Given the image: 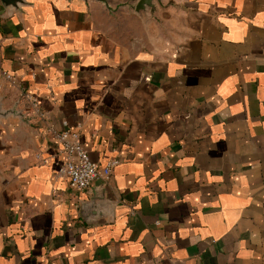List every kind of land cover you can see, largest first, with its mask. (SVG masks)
<instances>
[{"label": "crops", "instance_id": "crops-1", "mask_svg": "<svg viewBox=\"0 0 264 264\" xmlns=\"http://www.w3.org/2000/svg\"><path fill=\"white\" fill-rule=\"evenodd\" d=\"M137 3L0 0V264H264V0Z\"/></svg>", "mask_w": 264, "mask_h": 264}, {"label": "built area", "instance_id": "built-area-1", "mask_svg": "<svg viewBox=\"0 0 264 264\" xmlns=\"http://www.w3.org/2000/svg\"><path fill=\"white\" fill-rule=\"evenodd\" d=\"M5 76L8 80H14L12 74L6 73ZM19 101V104H25L21 108L22 113L28 119L46 118V112L42 110L38 99L33 94L23 93ZM49 131L63 155V162L57 172L58 178L68 180L71 187L76 190L86 189L99 179L104 181L110 179L113 169L119 163L117 158H111L105 165L100 166L90 157L81 140L80 131L69 126L66 121L62 128H50Z\"/></svg>", "mask_w": 264, "mask_h": 264}, {"label": "water", "instance_id": "water-1", "mask_svg": "<svg viewBox=\"0 0 264 264\" xmlns=\"http://www.w3.org/2000/svg\"><path fill=\"white\" fill-rule=\"evenodd\" d=\"M1 1L7 7H10V6L18 7L21 3H23V0H1ZM148 8L154 9L153 0H138V3L136 5L137 11L146 10ZM12 114L24 117V114L21 111H19L16 107L4 109L0 102V118L6 117Z\"/></svg>", "mask_w": 264, "mask_h": 264}, {"label": "rangeland", "instance_id": "rangeland-1", "mask_svg": "<svg viewBox=\"0 0 264 264\" xmlns=\"http://www.w3.org/2000/svg\"><path fill=\"white\" fill-rule=\"evenodd\" d=\"M14 107H16L19 111L22 112V108H21V106H14Z\"/></svg>", "mask_w": 264, "mask_h": 264}]
</instances>
